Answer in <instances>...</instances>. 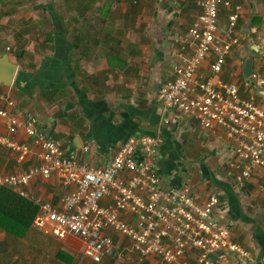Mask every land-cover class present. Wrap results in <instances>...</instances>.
<instances>
[{
    "label": "crops",
    "instance_id": "crops-1",
    "mask_svg": "<svg viewBox=\"0 0 264 264\" xmlns=\"http://www.w3.org/2000/svg\"><path fill=\"white\" fill-rule=\"evenodd\" d=\"M197 1L0 0V57L9 53L18 64L13 85H0V107L19 115L32 111L54 138L94 166L107 163L130 136L160 134L163 185L187 184L200 203L213 192L225 202L221 208L233 223V239L250 257L230 255L223 264H264V169L255 171L245 189L235 187L226 176L235 147L226 130L208 131L191 117L174 119L175 111L157 102L160 86L173 76V40L194 23ZM232 2L243 8L235 34L241 42L218 79L243 81L251 53L254 74L264 79V0ZM229 14L221 10L219 27L227 26ZM211 61L200 68V79L211 76ZM254 94L264 108V84ZM6 132L0 117V134ZM18 137L30 141L23 131ZM83 146L90 147L84 155ZM26 167H17L0 147V175ZM29 190L57 205L69 191L58 176L40 178ZM112 236L125 254L124 264H158L152 256L139 260L126 240ZM71 239L78 238H57L35 227L34 220L24 238L0 227V264H112L116 259L94 262Z\"/></svg>",
    "mask_w": 264,
    "mask_h": 264
},
{
    "label": "built area",
    "instance_id": "built-area-1",
    "mask_svg": "<svg viewBox=\"0 0 264 264\" xmlns=\"http://www.w3.org/2000/svg\"><path fill=\"white\" fill-rule=\"evenodd\" d=\"M197 5L200 12L187 34L173 40V76L160 86L157 102L166 111L174 110V119L191 117L213 132L223 127L235 142L226 176L235 187L245 189L255 171L264 169V108L254 94L264 79L256 74L243 82L218 79L241 42L235 34L243 8L232 0H198ZM223 8L230 14L227 26L221 28ZM209 58L212 74L200 79V68ZM8 104L16 103L9 99ZM0 117L7 127L0 134V147L12 155L17 167L27 165L0 175V187L37 207L35 227L61 239L78 238L83 254L92 261L116 255L112 264H124L125 254L112 234L126 240L139 260L152 256L158 264H223L230 255L250 257L233 239V223L221 208L225 202L219 193L200 203L187 184L163 185L158 167L164 143L160 134L130 136L107 163L94 166L54 138L32 111L19 115L0 107ZM20 131L30 141L20 139ZM89 150L81 148L83 155ZM53 176L69 189L60 205L29 190L38 179Z\"/></svg>",
    "mask_w": 264,
    "mask_h": 264
},
{
    "label": "trees",
    "instance_id": "trees-1",
    "mask_svg": "<svg viewBox=\"0 0 264 264\" xmlns=\"http://www.w3.org/2000/svg\"><path fill=\"white\" fill-rule=\"evenodd\" d=\"M37 214V207L12 192L0 187V227L19 238H24Z\"/></svg>",
    "mask_w": 264,
    "mask_h": 264
},
{
    "label": "water",
    "instance_id": "water-1",
    "mask_svg": "<svg viewBox=\"0 0 264 264\" xmlns=\"http://www.w3.org/2000/svg\"><path fill=\"white\" fill-rule=\"evenodd\" d=\"M255 54H249L243 64V75L249 79L254 73ZM18 72V64L10 60V54L0 57V85L12 86ZM75 143V142H74Z\"/></svg>",
    "mask_w": 264,
    "mask_h": 264
},
{
    "label": "rangeland",
    "instance_id": "rangeland-1",
    "mask_svg": "<svg viewBox=\"0 0 264 264\" xmlns=\"http://www.w3.org/2000/svg\"><path fill=\"white\" fill-rule=\"evenodd\" d=\"M71 237H74V236H72V235H70ZM70 236H68V237H70ZM76 238V237H75ZM72 240V242L74 243V244H76V245H78V247H80L81 245H82V242L80 241V240H78V239H71ZM50 251H55L54 249H52L51 247H50Z\"/></svg>",
    "mask_w": 264,
    "mask_h": 264
},
{
    "label": "clouds",
    "instance_id": "clouds-1",
    "mask_svg": "<svg viewBox=\"0 0 264 264\" xmlns=\"http://www.w3.org/2000/svg\"><path fill=\"white\" fill-rule=\"evenodd\" d=\"M255 52H257V49L256 48H254L253 49ZM254 74V73H253ZM253 76V75H252ZM252 78V77H251ZM251 78H249V79H251ZM247 78H245L243 81H245ZM243 81H240V82H243ZM256 87V86H255ZM255 89V88H254ZM247 93H249V92H247ZM81 150V149H80ZM74 151V150H73ZM81 156V155H80ZM57 237V236H56ZM57 238H59V237H57Z\"/></svg>",
    "mask_w": 264,
    "mask_h": 264
}]
</instances>
